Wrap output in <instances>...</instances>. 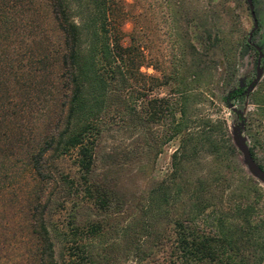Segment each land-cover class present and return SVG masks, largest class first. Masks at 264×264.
Listing matches in <instances>:
<instances>
[{
	"label": "trees",
	"instance_id": "16d2710c",
	"mask_svg": "<svg viewBox=\"0 0 264 264\" xmlns=\"http://www.w3.org/2000/svg\"><path fill=\"white\" fill-rule=\"evenodd\" d=\"M46 1L60 35L54 86L58 95H52L57 105L44 131L31 138L25 150H19L24 169L38 185L28 223L36 243L35 264H105L107 258H102L101 251L111 254L115 244H103V240L115 235L125 251L133 249L141 257L160 256L165 264H260L264 256V192L242 170L237 179L246 187L236 196L223 192L226 157L235 148L222 120L199 116L194 108V97L207 94L199 87L207 69L199 68L194 52H189L188 62L184 51L179 53L178 65L171 72V91L151 95L166 82L140 72L143 53L132 42L122 45L111 34L108 0ZM10 21L0 10V27H7ZM239 49L246 52L253 47L245 40ZM261 65L264 67V60ZM20 77L12 72L15 80ZM5 79L1 74V84H6ZM146 79L154 82L146 85ZM6 92L5 88L0 107L8 108ZM243 97V90L235 85L222 101L249 137L248 119L232 107ZM251 97L253 116L262 123L264 77ZM110 109L130 128L157 127L149 133L154 156L165 142L177 140L168 171L138 196L117 195L108 174L95 172L96 141ZM9 112L3 111L2 117ZM0 140L11 142L12 137L0 130ZM11 146L0 148L7 150L0 159V189L11 177L5 166L13 154ZM249 151L254 156L251 148ZM67 157L72 159L74 173L59 165ZM201 162H209L207 172L199 167ZM52 203L70 217L67 231L59 233L63 255L58 258L52 235V231L58 235V230L49 226ZM84 209L89 215L77 224L75 217Z\"/></svg>",
	"mask_w": 264,
	"mask_h": 264
},
{
	"label": "rangeland",
	"instance_id": "374dc122",
	"mask_svg": "<svg viewBox=\"0 0 264 264\" xmlns=\"http://www.w3.org/2000/svg\"><path fill=\"white\" fill-rule=\"evenodd\" d=\"M251 1L256 26L250 36L248 33L253 21L245 0L107 1L111 34L116 35L122 45L132 42L143 53L140 72L166 82L155 87L151 95H164L171 91V72L178 65L179 53L184 51L188 62L189 52H194L193 60L199 68L207 69L199 83L207 94L194 97V108L199 116L208 117L211 121L222 120L232 145L230 126L238 121L236 114L223 104L222 97L235 85L245 88L254 76L256 58L254 49L241 52L239 44L250 40L261 45L264 54V0ZM0 10L11 18L7 27H0V75L4 73L6 77V84H1L0 80V96L5 95V88L8 92V101L4 97L8 108L0 107V130L12 137L11 142L0 140V148L9 143L13 152L5 160L11 177L0 189V264H35L36 243L28 223L30 204L38 185L24 169V158L20 152L52 121L58 95L54 86L57 85L55 73L60 35L46 0H0ZM41 58L42 62H39ZM13 71L20 73L21 77L17 80L12 78ZM263 77L264 67L253 88L244 94L241 102L234 101L232 107L248 119L250 136L247 137L243 130L242 133L254 154L251 156L264 170V122L259 123L253 116L255 105L251 97ZM146 81V85L154 82ZM5 110L10 114L2 117ZM110 110L96 141L95 172L108 174L117 195L138 196L152 181L159 180L168 171L170 154L177 140L165 142L154 156L149 133L157 127L147 130L130 128L116 117L115 111ZM214 131L219 135L218 127ZM3 152L0 151V159ZM226 158L228 173L223 192H233L236 196L241 188L246 187L237 179L241 174L238 170H242L245 176L250 175L236 148L235 153ZM59 165L64 171L75 172L71 158H65ZM209 166V162H201L199 167L207 172ZM252 178L264 192V182ZM261 202V210H264V196ZM51 209L49 226L58 230V235L52 231L58 258L60 253L63 255L59 233L67 231L70 217L66 210L55 207L53 203ZM87 212L85 209L78 212L75 217L77 224L89 215ZM111 242L115 244L113 253L105 251L103 256L101 251L108 264H165L160 256L141 257L133 249L125 251L119 236L103 240V244ZM260 264H264V256Z\"/></svg>",
	"mask_w": 264,
	"mask_h": 264
},
{
	"label": "water",
	"instance_id": "95a60500",
	"mask_svg": "<svg viewBox=\"0 0 264 264\" xmlns=\"http://www.w3.org/2000/svg\"><path fill=\"white\" fill-rule=\"evenodd\" d=\"M251 19L253 21L252 29L249 31L248 36L251 35L252 30L255 28V16L253 10V4L251 0H245ZM253 48L256 51V59H255V66H254V76L253 78L247 83L243 93L247 94L255 85V83L260 79L263 66L261 65V60L264 58V54L261 51L259 45L253 44ZM230 137L234 147L238 150L240 154L241 163L244 165L246 171L249 173L251 177L257 178L258 180L264 182V170L261 168L253 159L250 154L246 136L242 133V129L238 127L236 124H232L230 126Z\"/></svg>",
	"mask_w": 264,
	"mask_h": 264
},
{
	"label": "flooded vegetation",
	"instance_id": "af4514ba",
	"mask_svg": "<svg viewBox=\"0 0 264 264\" xmlns=\"http://www.w3.org/2000/svg\"><path fill=\"white\" fill-rule=\"evenodd\" d=\"M249 41V43L251 44V46H252V43L250 42V40H248ZM253 47V46H252ZM254 49V48H253ZM255 50V49H254ZM256 52V51H255ZM256 59V58H255ZM255 66V65H254ZM246 87V86H245ZM244 89L245 88H243L242 90L244 91Z\"/></svg>",
	"mask_w": 264,
	"mask_h": 264
}]
</instances>
